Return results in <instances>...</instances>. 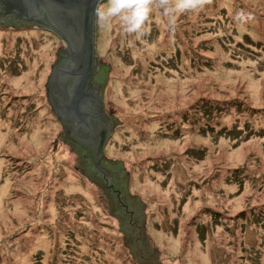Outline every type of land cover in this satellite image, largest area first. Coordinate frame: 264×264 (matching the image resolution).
Here are the masks:
<instances>
[{"label": "rangeland", "instance_id": "rangeland-1", "mask_svg": "<svg viewBox=\"0 0 264 264\" xmlns=\"http://www.w3.org/2000/svg\"><path fill=\"white\" fill-rule=\"evenodd\" d=\"M166 23L154 7L137 39L96 22L117 123L96 165L118 194L91 183L47 103L64 43L0 26V264H264V0Z\"/></svg>", "mask_w": 264, "mask_h": 264}, {"label": "water", "instance_id": "water-1", "mask_svg": "<svg viewBox=\"0 0 264 264\" xmlns=\"http://www.w3.org/2000/svg\"><path fill=\"white\" fill-rule=\"evenodd\" d=\"M96 6V0H0L5 16L44 27L64 43V56L47 76V103L64 135L89 150L97 167L117 123L105 110L102 85L93 78Z\"/></svg>", "mask_w": 264, "mask_h": 264}, {"label": "clouds", "instance_id": "clouds-1", "mask_svg": "<svg viewBox=\"0 0 264 264\" xmlns=\"http://www.w3.org/2000/svg\"><path fill=\"white\" fill-rule=\"evenodd\" d=\"M202 2L203 0H96L94 16L100 27L109 28L115 22L125 34L139 39L149 30L148 22L154 7L166 18L165 27L174 30L177 15L199 9Z\"/></svg>", "mask_w": 264, "mask_h": 264}, {"label": "flooded vegetation", "instance_id": "flooded-vegetation-1", "mask_svg": "<svg viewBox=\"0 0 264 264\" xmlns=\"http://www.w3.org/2000/svg\"><path fill=\"white\" fill-rule=\"evenodd\" d=\"M0 26L3 29H6V27H7V29L12 28V29H15V30H19V29H38V30H40V29H42L44 31H48L46 28L39 27L38 25H36L34 23H26V22L17 20L14 16H5L4 15V12H3V10H2L1 7H0ZM64 50L61 53V56H63ZM94 83H95V80H94ZM96 84H98V83H96ZM62 132H63V130H62ZM63 134H64V132H63ZM64 138H65V140L68 141L69 145L73 149H76L77 150V154L81 157L83 164H85V168H90L89 169L90 172H88V169H87L86 172H87L88 179L91 181V183L94 182V180H96L97 182H100L101 181L103 183V186L106 189H111L112 191H114V192H116L118 194L119 192L118 191H115V188H114V186H115L114 183H116V181L118 180V178H117L118 176L116 177L114 175L112 177V182H111L110 181L111 180L110 169L108 170L107 167L103 166L102 164H100L97 167L94 166L91 153H90L91 157L89 155V152H90L89 150H86V149H84V148H82V147L74 144L65 135H64ZM102 160H103V158H102ZM102 163H103V161H102ZM95 173H98L97 175H95V177L93 175H91V174H95ZM99 173L102 174V176H100ZM105 173H108V176ZM118 220L120 222V219L119 218H118Z\"/></svg>", "mask_w": 264, "mask_h": 264}, {"label": "trees", "instance_id": "trees-1", "mask_svg": "<svg viewBox=\"0 0 264 264\" xmlns=\"http://www.w3.org/2000/svg\"><path fill=\"white\" fill-rule=\"evenodd\" d=\"M211 111H212V106L211 107H206L204 110H203V112H205L206 113V117L207 118H209L210 116H211ZM215 111H220L219 109H216ZM61 128V127H60ZM210 131L212 130L211 128L209 129ZM224 130V129H223ZM234 128H232V131H228L229 132V134H233V135H236V134H238V133H234ZM221 132V130H219L216 134H218V133H220ZM232 132V133H231Z\"/></svg>", "mask_w": 264, "mask_h": 264}, {"label": "bare ground", "instance_id": "bare-ground-1", "mask_svg": "<svg viewBox=\"0 0 264 264\" xmlns=\"http://www.w3.org/2000/svg\"><path fill=\"white\" fill-rule=\"evenodd\" d=\"M34 132H36L35 134H32V138H31V141L33 142V141H38V139L37 138H39V137H41V131L39 130V128L36 130V131H34ZM3 133L1 134L0 133V143L2 142V139L4 138L3 137ZM7 187V186H6ZM5 187V188H6Z\"/></svg>", "mask_w": 264, "mask_h": 264}]
</instances>
